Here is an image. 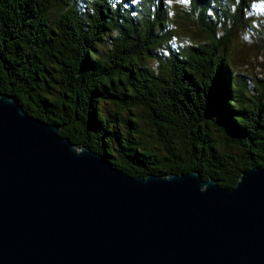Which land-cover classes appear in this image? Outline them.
<instances>
[{
    "label": "trees",
    "instance_id": "16d2710c",
    "mask_svg": "<svg viewBox=\"0 0 264 264\" xmlns=\"http://www.w3.org/2000/svg\"><path fill=\"white\" fill-rule=\"evenodd\" d=\"M213 1L173 12L206 34L177 43L168 0H0V93L128 176L197 170L231 188L264 168V79L232 67L224 20L241 7Z\"/></svg>",
    "mask_w": 264,
    "mask_h": 264
},
{
    "label": "water",
    "instance_id": "95a60500",
    "mask_svg": "<svg viewBox=\"0 0 264 264\" xmlns=\"http://www.w3.org/2000/svg\"><path fill=\"white\" fill-rule=\"evenodd\" d=\"M0 264H264V168L128 176L0 93Z\"/></svg>",
    "mask_w": 264,
    "mask_h": 264
},
{
    "label": "rangeland",
    "instance_id": "374dc122",
    "mask_svg": "<svg viewBox=\"0 0 264 264\" xmlns=\"http://www.w3.org/2000/svg\"><path fill=\"white\" fill-rule=\"evenodd\" d=\"M186 3L187 0H168L169 21L173 27L169 36L177 43L182 42V37L203 38L206 35L204 32H197L199 26L195 22L173 14V12H178L182 16L178 9ZM219 3L224 4L230 13L237 7H241L240 19L236 24H233L230 17L224 20L225 28L232 27L230 42L224 48L226 57L235 71L248 74L251 78L264 79V0H216L211 3L210 7ZM58 13V10H53L50 13V20L56 18ZM225 28L218 24L216 34L223 35ZM249 82L253 84L251 80ZM110 108L109 104H103L104 110Z\"/></svg>",
    "mask_w": 264,
    "mask_h": 264
}]
</instances>
